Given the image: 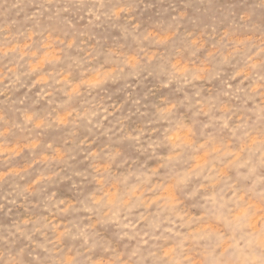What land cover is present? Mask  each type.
<instances>
[{"label": "clouds", "instance_id": "9594fccd", "mask_svg": "<svg viewBox=\"0 0 264 264\" xmlns=\"http://www.w3.org/2000/svg\"><path fill=\"white\" fill-rule=\"evenodd\" d=\"M0 264H264V0H0Z\"/></svg>", "mask_w": 264, "mask_h": 264}, {"label": "rangeland", "instance_id": "374dc122", "mask_svg": "<svg viewBox=\"0 0 264 264\" xmlns=\"http://www.w3.org/2000/svg\"><path fill=\"white\" fill-rule=\"evenodd\" d=\"M161 7H163V6L161 5ZM152 11L154 12L155 9H153ZM145 15H146V18H147V16L150 15V13H146Z\"/></svg>", "mask_w": 264, "mask_h": 264}]
</instances>
